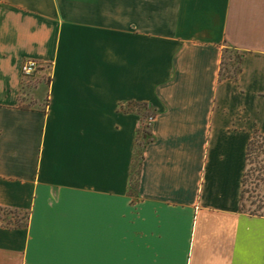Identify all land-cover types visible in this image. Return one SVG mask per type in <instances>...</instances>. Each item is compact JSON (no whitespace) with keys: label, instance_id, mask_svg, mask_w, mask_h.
Wrapping results in <instances>:
<instances>
[{"label":"crops","instance_id":"1","mask_svg":"<svg viewBox=\"0 0 264 264\" xmlns=\"http://www.w3.org/2000/svg\"><path fill=\"white\" fill-rule=\"evenodd\" d=\"M130 101L156 109L135 195ZM255 131L264 0H0V207L29 213L0 264H264L240 199Z\"/></svg>","mask_w":264,"mask_h":264},{"label":"trees","instance_id":"2","mask_svg":"<svg viewBox=\"0 0 264 264\" xmlns=\"http://www.w3.org/2000/svg\"><path fill=\"white\" fill-rule=\"evenodd\" d=\"M226 59L234 61L236 63L235 66L230 65L228 66L225 62ZM241 61L242 55L241 53L235 49L233 46H226L223 49L222 59L219 68V78H235L237 74L241 71ZM121 107H125L127 111H134L136 112L141 119V123L136 135L135 141V153L134 159L131 169V180H130V194L135 195L138 181H139V173H140V164L143 158L142 149L143 147L149 142L150 140V128L152 121H149V118H154L156 114V109L152 107L147 102H136L130 101L126 104L122 105ZM255 155L256 157L262 155L264 157V135L260 134L258 131H255L247 145L246 150V170L242 177V189H241V210L245 213L251 215H259L264 216V195H258L255 193V189L250 191L246 190V183L253 176L254 180H262V177L259 175L254 176V172L257 171L258 173H264V168L260 166L259 168H251L250 164L252 162L251 156ZM260 171V172H259ZM257 188V186H255ZM250 192L254 193L251 195L250 198L253 200L250 201V205L254 206V209H246L245 201V193ZM0 213L2 215L8 216L13 219V222L6 221L4 222L0 218V225L9 226V227H25L28 223L29 213L27 211L17 210V209H9L5 207H0Z\"/></svg>","mask_w":264,"mask_h":264},{"label":"rangeland","instance_id":"3","mask_svg":"<svg viewBox=\"0 0 264 264\" xmlns=\"http://www.w3.org/2000/svg\"><path fill=\"white\" fill-rule=\"evenodd\" d=\"M227 63L228 66L233 65L235 66L236 63L234 61H231L229 59H226L225 61ZM36 84L35 79L34 80H29L28 81L25 79L24 80V86L26 88V86L30 87ZM251 164L250 167L255 169V168H259L260 166H262V168H264V157L262 155L256 157L254 154L251 156ZM260 172V171H259ZM259 175V177H262V180H254L253 176H251V178H249V180L246 183V190L250 191L255 189V193L258 195H264V173H258L257 171L254 172V176ZM255 186H257V188H255ZM250 192H246L245 193V205H246V209H254V206L250 205V201L253 200L252 198H250V194L253 195L254 193H250ZM250 193V194H249ZM0 218L1 220H3L4 222L6 221H11L13 222V219L10 218V215L5 216L2 215L0 213Z\"/></svg>","mask_w":264,"mask_h":264},{"label":"built area","instance_id":"4","mask_svg":"<svg viewBox=\"0 0 264 264\" xmlns=\"http://www.w3.org/2000/svg\"><path fill=\"white\" fill-rule=\"evenodd\" d=\"M39 70H40V65L35 60H26L23 62L21 67L22 75L27 81L28 79L30 80L31 77H33L34 74H36ZM152 120L153 118L150 117L149 121Z\"/></svg>","mask_w":264,"mask_h":264}]
</instances>
